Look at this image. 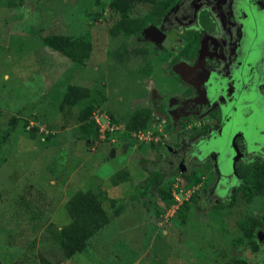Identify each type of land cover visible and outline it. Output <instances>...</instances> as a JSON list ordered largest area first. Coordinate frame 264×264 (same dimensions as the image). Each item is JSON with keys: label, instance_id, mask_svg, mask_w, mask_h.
Listing matches in <instances>:
<instances>
[{"label": "rangeland", "instance_id": "rangeland-1", "mask_svg": "<svg viewBox=\"0 0 264 264\" xmlns=\"http://www.w3.org/2000/svg\"><path fill=\"white\" fill-rule=\"evenodd\" d=\"M159 1L135 5L132 15L150 16ZM108 4L0 0V260L40 264L43 255L53 264H234L235 257H243L260 264L261 232L259 249L253 251L238 224L246 218L264 220V186L250 201L232 189L233 198L207 202L209 188L204 186L213 182L211 172L187 175L196 178L191 184L173 166L161 168L164 148L173 139L177 145L189 130L182 126L187 122L173 125L156 104L166 99L164 94L182 97L183 88L162 74L160 63H151L156 54L151 46L145 58L124 54L135 49V41L109 36L114 20L106 16ZM51 35L89 39V59L77 64L44 46L43 38ZM68 85L103 88L106 101L94 116L100 126L107 118L117 129L101 139L98 127L93 145L78 139L79 107L60 109ZM137 110L150 114L148 124L128 133L129 150L119 154L126 124ZM139 132L143 142L135 136ZM111 148L116 149L114 157ZM120 171H128L129 178L114 183ZM155 172L161 174V188L170 200L155 194L144 203L140 188ZM253 182L243 187L250 189L247 185ZM85 190L100 193L109 224L90 238L83 252L64 259L58 247L60 229L70 221L64 205ZM111 199L122 207L119 216ZM184 202L190 209L183 221L173 205L178 209Z\"/></svg>", "mask_w": 264, "mask_h": 264}, {"label": "flooded vegetation", "instance_id": "flooded-vegetation-1", "mask_svg": "<svg viewBox=\"0 0 264 264\" xmlns=\"http://www.w3.org/2000/svg\"><path fill=\"white\" fill-rule=\"evenodd\" d=\"M110 1L106 16L115 22L120 16ZM137 4L145 3H133L130 18H146L132 15ZM153 13V22L127 38L144 52L141 58L151 46V63L183 88L182 97L164 94L156 106L177 128L179 121L190 123L182 125L187 136L164 148L161 168L211 172L207 202L225 201L232 189L243 199L249 192L251 200L258 197L264 186V0H160ZM149 26L161 33L155 41L145 32ZM149 84L159 93L153 80ZM250 179V189L243 187Z\"/></svg>", "mask_w": 264, "mask_h": 264}, {"label": "trees", "instance_id": "trees-1", "mask_svg": "<svg viewBox=\"0 0 264 264\" xmlns=\"http://www.w3.org/2000/svg\"><path fill=\"white\" fill-rule=\"evenodd\" d=\"M138 2H149V0H111L110 8L113 12L119 14V18L109 28L108 34L111 38H116L119 35L129 36L138 34L142 28L152 20L151 16L146 18L133 19L129 16L132 4ZM154 13H152L153 15ZM44 46L54 52L66 57L72 62L82 64L89 59L92 44L87 38H72L62 35H51L43 38ZM125 55L144 54L139 49L123 50ZM106 101L105 91L103 88L91 91L85 87L68 85L64 90V95L60 104V109L79 107L77 115L78 123V138L95 142L98 138V127L95 125L92 117L94 112L100 108ZM149 113L137 110L134 112L130 120L126 124V135L122 138L121 143L128 141L129 132L138 131L146 128L149 121ZM109 118L115 123L112 115ZM128 171H120L113 178L114 183L124 182L128 180ZM182 178L193 184L196 182L195 177H188L183 174ZM162 176L160 173H152L145 184L140 188V196L144 198V203L155 194H158L163 200H170V195L164 192L161 188ZM160 186V187H159ZM262 189H259L256 194H260ZM247 193V200L251 197ZM253 195V193H252ZM103 198V197H102ZM104 199V198H103ZM111 206L115 209L114 215L121 214L122 207L117 204L115 199L109 200ZM171 202V201H170ZM117 206V208H115ZM170 206V205H169ZM65 211L70 217L68 224L63 226L59 232L58 247L64 259H70L74 255L83 252L87 243L95 234L100 232L109 224V218L102 207V199L100 193L92 190L77 191L71 195L64 205ZM190 209L189 202H184L178 209L177 213L181 219L185 220V213ZM251 220V221H249ZM243 219L238 226L242 232L243 239L249 240V246L253 251L259 249L258 232H261L264 241V221L253 219ZM234 264H251L243 257H235ZM40 264H53L43 255H39ZM0 264H3L0 260ZM260 264H264V257Z\"/></svg>", "mask_w": 264, "mask_h": 264}, {"label": "built area", "instance_id": "built-area-1", "mask_svg": "<svg viewBox=\"0 0 264 264\" xmlns=\"http://www.w3.org/2000/svg\"><path fill=\"white\" fill-rule=\"evenodd\" d=\"M96 112V111H95ZM95 112H94V114H93V118L95 119V122H96V124H97V127H100V132H101V135L99 136L101 139H104L105 138V133L106 132H112L114 129H117V128H115V127H113V126H111V124L109 123V120L106 118V123H105V125L102 127V125L100 126V123H99V121H98V117H96V116H94L95 115ZM98 131H99V129H98ZM135 136H137V140L139 141V142H143L144 140H145V138L143 137V134L141 133V132H139L138 133V135H135ZM111 142H113V140H111ZM176 200H177V198H176ZM173 207H174V209H176V211H177V205H173ZM175 211V210H174Z\"/></svg>", "mask_w": 264, "mask_h": 264}, {"label": "water", "instance_id": "water-1", "mask_svg": "<svg viewBox=\"0 0 264 264\" xmlns=\"http://www.w3.org/2000/svg\"><path fill=\"white\" fill-rule=\"evenodd\" d=\"M145 32H146V34H148L149 36V38L152 40V41H155L156 39H154L155 38V36L157 35V34H161L154 26H149L146 30H145ZM155 33V34H154ZM162 36V35H161ZM128 142L127 141H125L122 145H121V147H120V149L117 151V153H126V151H127V149H128ZM115 153H116V150L115 149H111L110 150V157H114L115 156Z\"/></svg>", "mask_w": 264, "mask_h": 264}, {"label": "crops", "instance_id": "crops-1", "mask_svg": "<svg viewBox=\"0 0 264 264\" xmlns=\"http://www.w3.org/2000/svg\"><path fill=\"white\" fill-rule=\"evenodd\" d=\"M79 139V138H78ZM113 142H115V140L113 139ZM124 143V142H123ZM123 143H121V144H123ZM91 145H93V142L91 143ZM111 149H114V148H111ZM116 150V149H115ZM129 150V144H128V149H127V151ZM126 151V152H127Z\"/></svg>", "mask_w": 264, "mask_h": 264}, {"label": "bare ground", "instance_id": "bare-ground-1", "mask_svg": "<svg viewBox=\"0 0 264 264\" xmlns=\"http://www.w3.org/2000/svg\"><path fill=\"white\" fill-rule=\"evenodd\" d=\"M223 166V165H222Z\"/></svg>", "mask_w": 264, "mask_h": 264}]
</instances>
